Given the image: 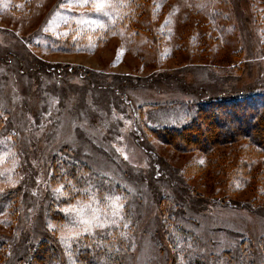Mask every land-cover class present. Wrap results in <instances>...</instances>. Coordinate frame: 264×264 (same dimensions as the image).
<instances>
[{
    "label": "rangeland",
    "instance_id": "1",
    "mask_svg": "<svg viewBox=\"0 0 264 264\" xmlns=\"http://www.w3.org/2000/svg\"><path fill=\"white\" fill-rule=\"evenodd\" d=\"M104 2L98 12L82 0H0V196L13 197L0 264H27L43 243L48 264H85L77 244L115 231L121 264H179L166 224L193 238L188 255L202 264H264V151L240 137L183 151L159 134L239 95L247 109L211 104L196 123L210 135L249 129L248 100L264 93V0ZM65 158L112 188L54 221ZM94 214L105 226L84 231Z\"/></svg>",
    "mask_w": 264,
    "mask_h": 264
},
{
    "label": "trees",
    "instance_id": "2",
    "mask_svg": "<svg viewBox=\"0 0 264 264\" xmlns=\"http://www.w3.org/2000/svg\"><path fill=\"white\" fill-rule=\"evenodd\" d=\"M146 86V85H144ZM247 95H239V98H227V99H214L205 101L203 106H201V110L194 117L193 122L185 124L183 127L174 129V128H163L160 130V139H167V143L175 144V141L183 143L181 146L179 144L174 145L178 150H196L200 153H208L210 148L214 145L225 144L233 141L236 138L249 139L250 142L258 147L261 151H264V93L259 95V98H252L248 101L252 102V109H256L257 112H252L250 117H248V130L243 132L241 128H236L229 134H223L222 132H217L210 135V128H205L197 125L198 118L201 119V115H204L205 120L211 119V109H209L210 105L218 104V106L222 105H234V106H244V109L248 108V103H244V98ZM233 99V101L231 100ZM256 99H259L258 103L255 102ZM199 116V117H198ZM210 129V130H209ZM157 131V130H156ZM200 138V139H199ZM207 138V139H206ZM201 139H205L207 142L204 143ZM210 141V142H208ZM59 171V179L63 181L65 184L63 186V190H61L60 194H56V201L52 200L49 210L48 216L51 219L53 217L54 221L62 215V208L67 206V203H70L79 198H87L89 195H97L101 191L105 192V194H110L111 192V184L105 179L103 176H98L92 170H90L87 165L82 162H77L76 160H67L61 159L58 166ZM94 186V189L91 190L90 187ZM91 193V194H90ZM102 196V194H100ZM51 200V198H50ZM103 200V199H102ZM13 203L12 195L5 197L0 196V215L6 213L10 205ZM166 222V220H165ZM171 226L167 227L166 224V234L171 236L174 234L177 237L181 236V238L175 237V239L171 240L172 246L174 249L176 248V252H178V256L180 259L176 258V261L179 264H202L198 259H190L188 252L189 248L187 247L194 240L193 238L187 234L186 232H182L180 229L173 228L170 229ZM179 235V236H178ZM89 236V235H88ZM117 236V232H113L111 235H108L104 238H100L98 236H92L87 242L83 244H77L76 246V255L79 257L85 256L86 259L83 260L85 264H121L119 261V256L122 250L126 247L125 242L121 241V244L114 245L113 239ZM0 236V259H6L9 252L7 246V240ZM180 241L184 243V246L180 244ZM74 252V246H73ZM78 256H76L78 258ZM55 252L52 247H47L45 243L38 246V250L32 254L30 258H28L27 264H48L49 261L55 260ZM5 260V261H6ZM4 261V260H3ZM219 263V260L216 261Z\"/></svg>",
    "mask_w": 264,
    "mask_h": 264
},
{
    "label": "snow or ice",
    "instance_id": "3",
    "mask_svg": "<svg viewBox=\"0 0 264 264\" xmlns=\"http://www.w3.org/2000/svg\"><path fill=\"white\" fill-rule=\"evenodd\" d=\"M82 3L87 5L89 3L92 4L93 8L96 9V11H102L105 7H106V4L104 2V0H82ZM92 24H97V21L96 20H92L91 21ZM101 27H103L104 25L101 24L100 25ZM62 189L61 188H58L56 189V191H61ZM120 198L117 196L115 198L112 199V205H113V214L114 215H118V208H119V205L117 204V201L119 200ZM77 212V214H81L83 209H80V210H77L76 206L75 205H72L70 206L69 209H65V212ZM80 225L83 226V230L84 231H89L91 229V227H104L105 225L103 223L100 222L99 220V217L97 215H92V217L90 219H82L81 221H79ZM50 227H54V226H51ZM80 233L78 232H72L69 239H75L77 236H79ZM62 239H64L62 237Z\"/></svg>",
    "mask_w": 264,
    "mask_h": 264
}]
</instances>
